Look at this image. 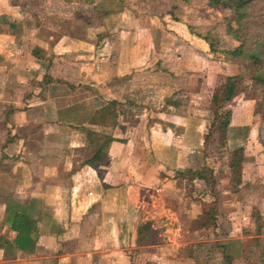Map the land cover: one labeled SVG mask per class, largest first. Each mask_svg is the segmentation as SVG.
I'll list each match as a JSON object with an SVG mask.
<instances>
[{
	"label": "rangeland",
	"instance_id": "374dc122",
	"mask_svg": "<svg viewBox=\"0 0 264 264\" xmlns=\"http://www.w3.org/2000/svg\"><path fill=\"white\" fill-rule=\"evenodd\" d=\"M82 1L86 4L93 0ZM127 1L142 13L145 9L141 8L159 12L171 5L164 4V0ZM208 1L194 0L190 4L178 1L175 17L188 29L194 27L196 33H210L218 52L191 51L193 56L188 58L181 54L177 74L140 71L129 80H113L106 66L104 72L100 70L101 63L107 65L110 55L106 40L96 37L99 58H89L83 87L67 92L77 105L82 104V118L92 117L102 129L99 135L88 138L90 147L96 149L106 141L120 144L113 150L118 163L116 171L120 179L132 177V186L140 188L133 187L131 191L135 201L148 200L151 194L147 190H151L162 195L161 203L166 209L176 213L173 218L158 216L154 222L155 245L172 242L167 236L175 238L179 244L177 258L190 259L192 264H258L264 260V115L260 97L247 81L240 94L222 108L217 140L204 149L206 125L220 103L218 88L227 76L240 72V61L223 53L238 45L226 33L230 11L224 6H210ZM109 2L100 0V8L107 9ZM260 7L256 8L253 21L259 20ZM253 21L250 26L255 38L260 31ZM76 155L82 157L80 153ZM88 155L91 156L90 151L83 154L85 159ZM108 163L104 160L102 164ZM204 167L212 169L218 177L216 228L205 226L203 201H210L211 197L205 191V183L195 175V171ZM156 176L163 182L155 183L151 189V179ZM156 185L161 191H156ZM121 207V218L124 215L130 218L131 214L141 217L147 210ZM90 209L80 222L69 224L63 235L58 233L64 231L61 225L40 229L44 236H60L58 247L52 251L41 247L29 254H16L5 244L11 235L4 233L5 249L0 251L3 262L0 264H111L97 248L105 240L107 220L100 215V209L95 206ZM124 247L134 261L141 255L128 245L127 239ZM142 253L147 255L146 251Z\"/></svg>",
	"mask_w": 264,
	"mask_h": 264
},
{
	"label": "crops",
	"instance_id": "0c3cea01",
	"mask_svg": "<svg viewBox=\"0 0 264 264\" xmlns=\"http://www.w3.org/2000/svg\"><path fill=\"white\" fill-rule=\"evenodd\" d=\"M99 1L0 0V251L5 249L2 235L7 232L11 238L5 244L23 254L8 245L16 236L5 223L9 204L31 205L29 211L39 230L37 251L41 247L55 250L61 240L56 235L44 236L40 229L61 225L64 231L58 233L63 235L69 224L80 222L95 206L107 220L105 240L97 248L111 264H189L190 259L177 258L175 238L167 236L172 242L162 245H136L137 224L151 221L155 230L158 216L176 213L166 209L162 195L151 190H147L148 200L135 201L132 177L120 179L116 171L113 150L120 146L117 142H110L102 154L103 178L84 164L83 154L94 151L88 135H99L102 129L92 117L82 118V104L77 105L67 91L83 87L89 58H99L96 37L106 40L110 55L100 70L104 72L106 66L113 80H129L140 71L177 74L181 54L188 58L212 52L170 14L149 16L142 10L119 9L114 0H109L107 9L100 8ZM78 153L81 158L76 157ZM162 182L159 176L153 177L149 188ZM157 185L156 191H161ZM121 206L147 210L141 217L121 218ZM126 239L141 252L135 261L124 247Z\"/></svg>",
	"mask_w": 264,
	"mask_h": 264
},
{
	"label": "trees",
	"instance_id": "16d2710c",
	"mask_svg": "<svg viewBox=\"0 0 264 264\" xmlns=\"http://www.w3.org/2000/svg\"><path fill=\"white\" fill-rule=\"evenodd\" d=\"M119 9L127 8L135 13L139 11L129 6L126 0H114ZM178 1L184 4H190L194 0H164L171 3L167 9L162 11H148L147 8L143 13L152 16L159 13L170 14L175 20V10L178 9ZM210 6H224L230 11V19L226 23V33L238 45L223 53L236 58L240 61V72L235 75H230L220 84L218 88V95L220 99L219 106H215L213 109V118H211L207 125L206 131L203 135V147L206 150L217 140L219 133L222 108L233 101L237 97L241 89L244 87L247 81H250L254 86L255 92L258 94L261 100V106L264 115V0H209ZM163 4V5H164ZM260 7V18L258 21L255 19V11L258 6ZM158 10V9H156ZM107 11L102 12L105 14ZM254 22L256 29L260 31L255 38L251 32V23ZM190 32L203 39L210 48L211 52H218L215 46V42L209 37L210 33L201 35L194 32V27L189 26ZM114 106L116 102H111ZM116 119V116H115ZM118 119V118H117ZM115 122V121H114ZM117 122V120H116ZM116 122L113 124L116 126ZM93 123L97 124V121L93 119ZM91 137V134H89ZM110 141H106L104 146H100L94 149L92 155L84 159V164H87L99 171V177L103 178V174L99 169V165L102 161V154L104 150L109 147ZM197 179L205 183V191L211 197L210 201H203L204 203V217L205 226L207 228L217 226V216L219 212V193L217 190L218 177L214 174L212 169L204 167L195 171ZM31 205L9 204L6 207L5 223L16 232V236L12 243H8L9 247L15 248L17 251L23 254H29L35 251L37 244V226L36 221L32 218L29 211ZM155 230L152 227V222L139 223L136 226V245L147 246L153 242V235ZM229 263L232 262L230 257H226ZM258 264H264L263 258Z\"/></svg>",
	"mask_w": 264,
	"mask_h": 264
}]
</instances>
